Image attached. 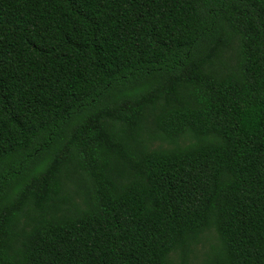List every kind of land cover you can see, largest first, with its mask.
I'll return each instance as SVG.
<instances>
[{
	"label": "trees",
	"instance_id": "1",
	"mask_svg": "<svg viewBox=\"0 0 264 264\" xmlns=\"http://www.w3.org/2000/svg\"><path fill=\"white\" fill-rule=\"evenodd\" d=\"M0 264H264V0H0Z\"/></svg>",
	"mask_w": 264,
	"mask_h": 264
},
{
	"label": "rangeland",
	"instance_id": "2",
	"mask_svg": "<svg viewBox=\"0 0 264 264\" xmlns=\"http://www.w3.org/2000/svg\"><path fill=\"white\" fill-rule=\"evenodd\" d=\"M215 244H216V240L214 238L213 239L209 238V241L205 244L204 248L203 249L200 248V254L197 261L200 262L203 259V254L210 248L211 245H215Z\"/></svg>",
	"mask_w": 264,
	"mask_h": 264
}]
</instances>
